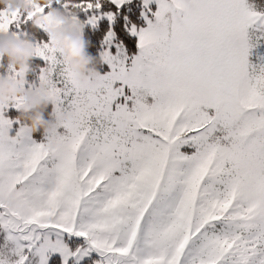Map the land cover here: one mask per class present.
<instances>
[{
    "label": "snow or ice",
    "instance_id": "6c2138e0",
    "mask_svg": "<svg viewBox=\"0 0 264 264\" xmlns=\"http://www.w3.org/2000/svg\"><path fill=\"white\" fill-rule=\"evenodd\" d=\"M155 4L146 26L128 27L130 63L120 43L100 52L107 71L78 77L49 39L34 43L38 85L69 116L51 140L25 123L0 139V264H264V62L247 59L264 11ZM65 6L91 24L107 17L110 40L102 0ZM22 19L0 10V30ZM7 104L0 129L12 124Z\"/></svg>",
    "mask_w": 264,
    "mask_h": 264
},
{
    "label": "clouds",
    "instance_id": "9594fccd",
    "mask_svg": "<svg viewBox=\"0 0 264 264\" xmlns=\"http://www.w3.org/2000/svg\"><path fill=\"white\" fill-rule=\"evenodd\" d=\"M71 0H0V10L5 13L19 11L30 15L32 25H40L47 32L51 43L61 53V60L67 70L78 77L93 75L97 72V57L87 51V41L81 34L82 22L75 15V8L65 5ZM47 5L41 11L35 5ZM59 5V6H56ZM34 52V42L26 34L0 30V57L6 58L8 65L15 67V73H0V103H7L20 96L18 118L32 131H41L44 138L51 140L61 122L69 113L58 109L45 118L38 108L53 103L48 91L39 85L24 87L29 70V58ZM100 58L101 55L99 54ZM10 136L8 128L0 129V139Z\"/></svg>",
    "mask_w": 264,
    "mask_h": 264
},
{
    "label": "trees",
    "instance_id": "16d2710c",
    "mask_svg": "<svg viewBox=\"0 0 264 264\" xmlns=\"http://www.w3.org/2000/svg\"><path fill=\"white\" fill-rule=\"evenodd\" d=\"M249 2L257 10L264 11V0H249ZM109 7L114 12V18L110 25L114 35V39L123 46L124 51L127 53V56L131 57L138 51L136 47L137 37L135 35L130 34V32L128 31V27H130L132 24H135L137 26H143L145 24V21L141 16L140 0L125 1L123 4L120 5L119 10H116L115 6L111 5L110 0H102L101 9L109 10ZM46 10L47 8L45 9V11ZM75 14L78 15L80 19L85 18V14L83 11L78 12L77 9H75ZM151 15L152 13L149 14V16ZM108 28H109V21L105 18H101L95 26L87 25L83 27L81 31L82 36L88 42L86 46L87 51L97 57V64H96L97 71L107 70V66L102 63L99 53L103 47V39ZM19 29L21 30L22 33L26 34L31 40H33V42H39L41 40L47 41L49 39L48 34L46 33L45 30H43L37 25H32L31 19H27V20L22 19L19 25ZM254 33L255 32H252L253 35ZM255 43H256V47H258L259 41H256ZM112 50L115 51V48L112 47ZM247 59H248V54H247ZM28 63L30 67L28 72L26 73L25 78L28 83L37 85L39 81L40 68L43 65L44 61L42 59L31 56L29 58ZM7 66L8 63L6 58L1 57L0 73L6 72ZM52 109H53V104L52 102H49L47 105L42 106L37 110L41 111L42 115H44L45 118H48L49 113L52 112ZM18 114H19L18 109L11 108L7 111V115L10 118L17 119L18 123H25V121L18 118ZM30 134L37 141L43 139V135L39 130L31 131Z\"/></svg>",
    "mask_w": 264,
    "mask_h": 264
},
{
    "label": "rangeland",
    "instance_id": "374dc122",
    "mask_svg": "<svg viewBox=\"0 0 264 264\" xmlns=\"http://www.w3.org/2000/svg\"><path fill=\"white\" fill-rule=\"evenodd\" d=\"M125 1H130V0H124ZM140 6H141V12L143 11L145 15H147L149 17V14L152 13L153 9L156 7V4H155V0H149V3L147 5H145L143 3V0H140ZM154 6V7H153ZM148 9H151L152 11H148ZM47 11V10H46ZM45 11V12H46ZM78 12L82 11L80 9H77ZM100 11H106V10H103V9H100ZM84 12V11H83ZM85 14V18L84 19H80L78 15L77 18H79L82 22V29L83 27L89 25V26H95L98 21L101 19V18H105L107 19V17L105 16H99L96 23L95 24H91L89 22H87V14L84 12ZM142 16V15H141ZM114 18V16H113ZM113 18H112V21H113ZM142 18L144 19V16H142ZM150 19H154L153 18H150ZM108 20V19H107ZM111 21V22H112ZM145 21V20H144ZM146 22V21H145ZM39 26L40 28H42L44 30V28L40 25H37ZM137 27H142V26H137ZM112 30V29H111ZM9 31H12V32H16L17 34H20L22 33L21 30L19 29V27H16L15 24L13 25H10V28H9ZM82 31V30H81ZM108 31V30H107ZM248 39H249V45L250 47L248 48V60L250 61V63L252 64H256L258 62H264V26H261V27H250L248 30ZM252 32H255L254 35L252 34ZM47 33V32H46ZM130 34L132 35H135V33L133 32H130ZM136 36V35H135ZM49 38V37H48ZM256 41H259V45L258 47H256ZM36 43V42H34ZM118 42L115 41L114 39V35H112V37L110 38V40H105V36H104V39H103V47L102 49L100 50V52L105 48V47H109L111 51L112 50V47L115 48V45L117 44ZM115 51H116V48H115ZM113 51V52H115ZM57 57L58 59L61 60V53L59 52V50L57 49ZM100 54V53H99ZM32 57H35V58H39V59H42L40 56L36 55L34 52L33 54L31 55ZM130 58L131 57H128V60L126 61L127 63H130ZM101 59V58H100ZM43 60V59H42ZM102 61V60H101ZM0 63H1V57H0ZM103 64H105L107 66V70H108V65L106 62L102 61ZM105 70V71H107ZM100 72H103V71H100ZM39 83V81H38ZM120 82L119 81H115L114 82V86H119ZM29 85H35V84H30L27 82L26 78H25V81H24V87H28ZM38 85V84H37ZM126 88V86H125ZM117 102L121 101L122 98L121 97H117ZM53 104V103H52ZM11 108H14V109H18L17 107L14 106V103L9 100L8 104H7V107L4 109L3 111V114L5 116H7L11 121H12V124H11V127L9 128V132H10V135L12 134H15V131H16V128L19 126L20 123H18V120L17 119H12L10 118L8 115H7V111ZM54 108V106H53ZM53 111V109H52ZM17 123V124H16ZM16 124V125H15ZM58 131H62V126H59Z\"/></svg>",
    "mask_w": 264,
    "mask_h": 264
},
{
    "label": "crops",
    "instance_id": "0c3cea01",
    "mask_svg": "<svg viewBox=\"0 0 264 264\" xmlns=\"http://www.w3.org/2000/svg\"><path fill=\"white\" fill-rule=\"evenodd\" d=\"M155 8L153 9V11H155ZM149 18H153V16L151 15V16H149ZM143 26H146V22H145V24Z\"/></svg>",
    "mask_w": 264,
    "mask_h": 264
}]
</instances>
